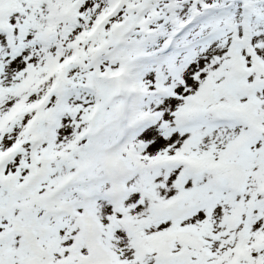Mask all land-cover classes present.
<instances>
[{"label": "snow or ice", "instance_id": "obj_1", "mask_svg": "<svg viewBox=\"0 0 264 264\" xmlns=\"http://www.w3.org/2000/svg\"><path fill=\"white\" fill-rule=\"evenodd\" d=\"M0 264H264V0H0Z\"/></svg>", "mask_w": 264, "mask_h": 264}]
</instances>
